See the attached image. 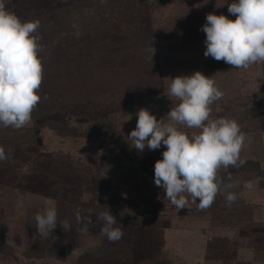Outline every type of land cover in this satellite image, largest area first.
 Masks as SVG:
<instances>
[{
	"label": "rangeland",
	"instance_id": "obj_1",
	"mask_svg": "<svg viewBox=\"0 0 264 264\" xmlns=\"http://www.w3.org/2000/svg\"><path fill=\"white\" fill-rule=\"evenodd\" d=\"M232 2L8 0L22 21L40 22L43 80L40 118L19 130L0 126L8 155L0 161V264H264L260 219L211 226L203 241L176 232L186 226L167 223L175 211L154 182L165 146L140 152L128 140L138 110L166 117L178 103L164 94L170 79L196 71L224 93L212 117L234 118L254 137L250 96L264 82V63L223 73L209 70L213 58L204 56L207 14L235 20ZM47 207L71 230L58 223L40 237L35 215ZM108 210L124 228L116 242L101 234L97 219ZM84 224L87 231H79ZM189 245L196 256L184 255ZM246 249L255 256L247 258Z\"/></svg>",
	"mask_w": 264,
	"mask_h": 264
},
{
	"label": "clouds",
	"instance_id": "obj_2",
	"mask_svg": "<svg viewBox=\"0 0 264 264\" xmlns=\"http://www.w3.org/2000/svg\"><path fill=\"white\" fill-rule=\"evenodd\" d=\"M7 3L8 0H0V126L19 130L31 122L41 99L38 90L43 80V63L37 34L40 22L22 21ZM228 12L236 19L207 14L201 29L206 34L204 56L237 69L264 63V0H233ZM170 80L164 94L178 103L159 120L146 108L138 110L136 127L128 140L140 152L165 146L163 158L154 165V182L177 211L193 204L198 210H206L218 194H223L230 206L237 194L231 191L233 184L224 183L219 171L244 165L241 152L250 138L236 119L212 117L211 105L224 95L212 77L196 71ZM184 129L198 131L188 133ZM7 159L0 146V161ZM256 183L246 181L244 188L252 190ZM75 216L81 223L80 213ZM97 219L103 222L101 234L109 241L122 238L124 228L109 210L99 213ZM35 221L42 238L48 237L58 223L65 232L71 230L68 221L58 222L55 207L37 212ZM79 231L86 232L87 225Z\"/></svg>",
	"mask_w": 264,
	"mask_h": 264
},
{
	"label": "crops",
	"instance_id": "obj_3",
	"mask_svg": "<svg viewBox=\"0 0 264 264\" xmlns=\"http://www.w3.org/2000/svg\"><path fill=\"white\" fill-rule=\"evenodd\" d=\"M257 83L259 86H257L255 93H252L250 99L252 115L258 123V129L253 132L255 134L254 137L248 134L250 143H247L241 152V158L245 160V163L242 167H230L227 170L221 168L219 171V175L223 178L225 184L231 183L234 185L231 191L237 194L236 201L229 206L224 195L218 194L214 203L206 210H198L197 205L193 204L188 209L177 211L165 198L164 192L161 191L163 189L160 188L159 190V194L164 196V199L161 196L160 199L166 200L169 205L167 209L175 211L171 213V215L175 216L174 220L167 221V223L171 222V224L177 226H186L185 228H177L176 232L181 229L180 233L183 234L185 231L188 235H183L188 241L209 239L208 233L212 228L211 226L244 225L256 219L258 222L260 220L264 222V94L262 93L264 82L261 80ZM214 117L219 118L222 116L216 113ZM240 119L241 122L248 121V118L243 121L242 116ZM246 181H258V183L255 184L252 190H248L244 188ZM195 246L189 245V252L184 253V255L196 256L197 250H195ZM243 252L245 255L247 254V258L255 256L250 250L246 249ZM254 261V259L251 261L247 259L249 264Z\"/></svg>",
	"mask_w": 264,
	"mask_h": 264
},
{
	"label": "trees",
	"instance_id": "obj_4",
	"mask_svg": "<svg viewBox=\"0 0 264 264\" xmlns=\"http://www.w3.org/2000/svg\"><path fill=\"white\" fill-rule=\"evenodd\" d=\"M207 68L210 70H216V71H220V72H226L228 70H230L232 68L231 65L229 64H226L225 62L223 61H216L215 59L213 60H210L209 61V64H207ZM38 108H35L34 111L32 112V118L34 119H38L40 118L39 115H38Z\"/></svg>",
	"mask_w": 264,
	"mask_h": 264
}]
</instances>
